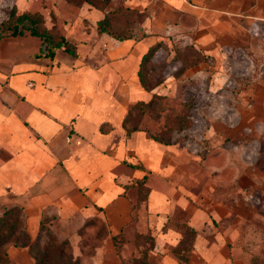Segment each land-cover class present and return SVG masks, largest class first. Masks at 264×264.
<instances>
[{"label":"rangeland","instance_id":"obj_1","mask_svg":"<svg viewBox=\"0 0 264 264\" xmlns=\"http://www.w3.org/2000/svg\"><path fill=\"white\" fill-rule=\"evenodd\" d=\"M108 1L100 12L90 4L79 7L66 0H0V25L13 6L18 13H40L50 32L63 34L76 46L79 57L73 61L60 48L50 58L47 44L25 30L24 36L0 38V72L20 66L43 69L44 73L66 66L92 67L100 73L123 69L128 74H124L125 80L115 82L114 89L107 85L114 92L113 104L133 107L130 128L137 125L148 137L171 143L163 148L161 166L151 169L144 188L137 181L124 189L133 203L140 201V207L123 227L116 228L114 223L110 228L104 209L84 226L78 218H60L51 209L41 215L29 210L26 227L34 230L35 239L39 237L33 239L31 254L37 255L49 239L47 230H39L42 220L56 242L80 264H134L145 255L157 264L171 260L174 264H264V34L252 33L256 19L241 16L253 9L264 13V0ZM126 5L137 12L121 10L112 28L127 32L133 40L120 43L99 33V19L112 8ZM205 6L222 12L217 16L201 13ZM178 13L199 15H184L176 27V22H169L177 21ZM148 36H158L161 41V49L146 66L150 83L161 82L152 92L133 86L141 59L133 43ZM193 44L205 60L188 67L196 61L187 49ZM133 50L135 54L130 56ZM123 90L126 92L121 93ZM155 94L160 97L150 106ZM140 99L146 104H137ZM72 127L69 123L66 133L71 134ZM132 155L123 162L125 166L138 161ZM81 163L89 169L86 157ZM107 184L104 190L112 188ZM147 188L161 190L175 202L167 216L151 218ZM92 204L100 206L98 200ZM3 207L0 215L5 212ZM189 225L197 230L194 239ZM165 234L167 238L155 242L153 235ZM182 244L189 247L185 252L178 249ZM6 247L10 264L34 262L27 247L15 248L14 242ZM189 252L194 258L187 263ZM207 260L210 263H204Z\"/></svg>","mask_w":264,"mask_h":264},{"label":"crops","instance_id":"obj_2","mask_svg":"<svg viewBox=\"0 0 264 264\" xmlns=\"http://www.w3.org/2000/svg\"><path fill=\"white\" fill-rule=\"evenodd\" d=\"M220 12L210 6L201 10V13L215 16ZM252 12L241 13V16L256 19L259 31L264 34V13L255 9ZM184 15L199 13H178V20H170L169 23L176 22L173 25L176 27L181 25ZM153 37L133 43L137 52L141 53L133 86L141 90H146L139 79L142 57L150 47L161 42L158 36ZM113 38L120 43L133 40ZM132 54L135 50L130 56ZM73 57V61L79 58L78 51ZM20 67L0 72V204L23 208L27 215L26 224L30 223L29 210L41 215L51 209L60 218H78L84 226L87 219L99 217L100 210L104 209L110 228L113 229L114 223L116 228L123 227L131 220L135 210L125 190L147 177L151 169L160 167L162 150L170 146L148 137L143 130L128 134L125 118L131 107L119 103L114 105L112 91L115 82L125 80L123 77L127 72L113 69L100 73L92 67L73 69L66 66V69L57 68V71L53 69L51 73H44L43 69L38 71L26 67L24 70ZM107 85H111L112 89H108ZM121 90L118 89V92ZM69 123H73L71 134L66 133ZM131 154L138 161L125 166L123 162ZM85 157L87 162L90 161L88 170L81 163ZM117 168L121 171L115 172ZM93 170L97 172L93 173ZM95 178L97 181L93 183ZM107 182L112 188L104 190L102 187L108 185ZM96 200L100 206L92 204ZM174 204L161 190L151 189L148 194L147 207L151 218L167 216ZM39 222L41 226L42 220ZM190 227L197 233L195 228ZM27 230L35 239L34 230L28 229V226ZM167 236L153 235L155 242ZM187 256V263H190L194 257L190 252ZM167 264L174 262L171 260Z\"/></svg>","mask_w":264,"mask_h":264},{"label":"trees","instance_id":"obj_3","mask_svg":"<svg viewBox=\"0 0 264 264\" xmlns=\"http://www.w3.org/2000/svg\"><path fill=\"white\" fill-rule=\"evenodd\" d=\"M69 3H73L74 5H77L79 7L83 6L85 3H88L96 8H99L101 10H104L108 4V0H66ZM123 10L129 11L131 14H134V12H137L135 9L125 7V8H117L115 10H112L110 12L105 13V17L98 21V32L99 33H108L109 35L119 39V40H127L133 38L132 35L127 34L125 31L121 30H113V19L118 16L119 12ZM138 15H141L142 17L145 16L144 13H138ZM25 30L29 31L32 36H36L43 40L44 43L47 44V53L46 55L50 58H54L56 52L58 49L63 48L66 52L71 54L72 56H77V49L76 46L72 45L71 42H69L63 34L54 35L50 32V30L45 25V19L40 13H32L30 11H25L23 13H18L17 6H14L11 10V13L6 21L1 23L0 25V38L4 37H16V36H24ZM58 38V39H57ZM187 47V46H186ZM161 48V43H158L156 45H153L149 48V50L143 55L140 69H139V79L142 84V86L149 92L154 90L161 82L156 83H150V80L146 77V66L147 63L155 56L157 51ZM186 49V48H185ZM187 49L190 50V56L191 58H195V62L188 65V67H191L193 65H196L200 62H202L204 59L203 54L194 45L188 46ZM198 59V60H197ZM160 95H153L152 99L150 100V106L154 105L155 99L159 98ZM149 101V102H150ZM137 104H146L144 101H138ZM148 104V103H147ZM136 105V104H135ZM133 105V106H135ZM133 107L130 108L126 118H125V127L127 128L128 134H131L133 131L142 130L137 125H134L132 128L128 126L129 118L132 113ZM153 139H155L158 142L164 143V144H171L169 141L164 140L162 138L156 137L154 135H151ZM147 180V177L145 176L144 179L138 180L139 188H144V184ZM150 188H147L146 191V201L148 199V194L150 192ZM140 201L137 200L134 203V209L138 210L140 207ZM0 208H2V205L0 204ZM4 208V214L0 215V264H10L11 259L10 255L7 250V244L14 242L15 246H21V247H27L29 249L30 254L31 251V245L34 241L26 227V219H25V213L23 208L20 207H3ZM45 230H47V235L49 236L48 240L44 242V247L40 250V252L33 257L34 262L32 264H80L78 260H75L70 254H68L63 248L62 245H59L56 240L57 237L53 232L49 229H46L44 226V223L41 222L40 226V232L43 233ZM189 232L193 234V239L195 237V230L191 227L188 228ZM23 238V242H20V238ZM39 238V237H38ZM35 239L36 240H38ZM184 243V242H183ZM191 245H193L191 243ZM189 247H186V245L182 244V246L178 245V249L181 251H186V249ZM179 250L175 249L176 252H179ZM188 261V259H187ZM18 264V263H13ZM134 264H152L147 256L145 255L143 259L137 260L134 262Z\"/></svg>","mask_w":264,"mask_h":264},{"label":"built area","instance_id":"obj_4","mask_svg":"<svg viewBox=\"0 0 264 264\" xmlns=\"http://www.w3.org/2000/svg\"><path fill=\"white\" fill-rule=\"evenodd\" d=\"M251 31H252V33H254V34H256V33L259 32V26H258L257 22H254V23L252 24Z\"/></svg>","mask_w":264,"mask_h":264},{"label":"water","instance_id":"obj_5","mask_svg":"<svg viewBox=\"0 0 264 264\" xmlns=\"http://www.w3.org/2000/svg\"><path fill=\"white\" fill-rule=\"evenodd\" d=\"M46 48V45L44 46V49Z\"/></svg>","mask_w":264,"mask_h":264}]
</instances>
